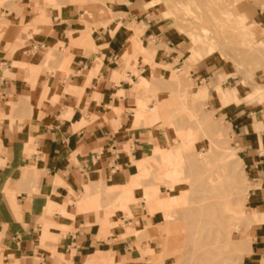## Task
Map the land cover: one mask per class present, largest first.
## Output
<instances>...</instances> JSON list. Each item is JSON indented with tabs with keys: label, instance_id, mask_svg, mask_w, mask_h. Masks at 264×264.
Wrapping results in <instances>:
<instances>
[{
	"label": "crops",
	"instance_id": "crops-1",
	"mask_svg": "<svg viewBox=\"0 0 264 264\" xmlns=\"http://www.w3.org/2000/svg\"><path fill=\"white\" fill-rule=\"evenodd\" d=\"M116 6L121 15L99 25L82 20L75 7L42 15L20 2L0 10V264H86L96 253L141 264L140 250L148 249L149 239L135 233L153 231L157 214L150 215L148 201L167 197L157 185L144 187L140 168L161 162L156 149L167 138L147 124H156L160 101L142 88L167 65L178 69L185 51L160 39V23L148 18L142 0ZM135 29L143 46L153 40L167 49L143 56L130 45ZM201 61L196 83L212 80L193 86L190 101L206 86L196 103L207 98L208 110L230 128L250 184L248 213L261 218L246 233L251 250L241 264H264V105L244 100L236 84L223 87L229 73L214 79ZM172 157L164 154L163 167ZM120 197L134 200L127 205L132 216L113 210Z\"/></svg>",
	"mask_w": 264,
	"mask_h": 264
},
{
	"label": "rangeland",
	"instance_id": "rangeland-1",
	"mask_svg": "<svg viewBox=\"0 0 264 264\" xmlns=\"http://www.w3.org/2000/svg\"><path fill=\"white\" fill-rule=\"evenodd\" d=\"M20 2L30 4L42 15L45 10L58 9L60 13L75 7L82 20L99 25L98 19L109 22L121 15L112 10L117 3L126 4L127 0H0V10L12 9ZM142 3L150 13L148 18L160 23V39L176 43L184 49L185 55L178 69L174 64L167 65L165 74L154 77L153 86L142 88L160 101L153 109L156 124L149 120L147 124L155 125L156 131L165 132L167 144L163 149H156L155 156L161 159L160 163L152 159L154 165L146 164L140 168L141 181H146L145 188L159 186V196L167 198L156 201L154 206L145 198L150 215L157 214V224L153 231L143 235L135 233L140 239H149L143 246L148 249L140 250L137 260L141 264H185V254L193 247L190 240L201 232L204 234L206 229V242L210 243L216 263L241 264L242 259L236 258V254L233 257L228 251L234 252L251 241L246 234L254 222L246 205L250 184L230 128L222 117H216L208 110L207 98L196 103L207 87H199L194 93V103L190 101V95L193 86L212 80L201 78V84H197L192 76L195 64L207 60L209 63L201 62L204 66L208 64V75L212 78L217 79V75L225 70L229 73L221 81L223 87L240 85L233 87L242 89L246 94L244 100L264 105V0H142ZM138 31L135 36L140 42L141 31ZM80 32L81 38H85V32ZM164 47L167 49L165 45H159L157 50L143 48L139 52L154 58ZM181 55L177 54V58ZM133 58L136 60V56ZM50 59L51 52L46 61ZM188 61L195 63L188 66ZM164 154L173 155V161L167 167L162 163ZM164 168H172L176 174L166 176L162 172ZM169 178L174 181L171 183ZM106 191L109 193L111 189ZM146 194L144 189L142 195L145 197ZM180 196L186 203L178 202ZM119 199L114 200L113 210L119 207L126 213L124 216H132L127 205L134 200ZM118 223L123 224L121 220ZM247 247L240 249L245 250L243 254L237 253L240 258L248 253ZM95 260L116 264L111 256L102 253L93 254L86 264H97Z\"/></svg>",
	"mask_w": 264,
	"mask_h": 264
},
{
	"label": "bare ground",
	"instance_id": "bare-ground-1",
	"mask_svg": "<svg viewBox=\"0 0 264 264\" xmlns=\"http://www.w3.org/2000/svg\"><path fill=\"white\" fill-rule=\"evenodd\" d=\"M199 1V0H198ZM202 11L204 12V9H202ZM206 13V12H205ZM178 17H180V16H178ZM205 17V16H204ZM203 17V18H204ZM186 19V18H185ZM184 19V20H185ZM181 20V19H180ZM206 20H207V18H206ZM177 22H178V18H177ZM204 23V22H203ZM135 35H137L136 33L137 32H139L137 29H135ZM133 36L132 37V35H131V39H130V45L132 46V47H134L137 51H141V50H143V48L144 49H147V50H150V51H153V50H157L158 49V46L152 41L151 43H150V46H148V47H143L141 44H140V42L139 41H137V39H136V36ZM134 49V50H135ZM193 61V60H192ZM192 61H188V66L189 65H191V64H193V63H195V62H192ZM219 95L221 96V98H222V100H223V102L224 103H226V99H225V97H224V93H223V91H222V89H220L219 88ZM171 181V180H170ZM174 180H172L171 181V183L173 182ZM176 183V182H175ZM213 186H214V184H213ZM213 186H212V188H213ZM186 203V201H184V199L180 196V198H179V200H178V202L179 203ZM215 201V200H214ZM204 202V201H203ZM215 203V202H214ZM164 204V203H163ZM178 204V203H177ZM218 205H220V204H218ZM209 206V205H208ZM210 207V206H209ZM178 208V207H177ZM186 211V210H185ZM230 212V211H229ZM187 213V212H186ZM259 217V218H258ZM254 218V217H253ZM259 219H261L260 218V215L258 216H256L255 217V220L256 221H258ZM255 220H253V221H255ZM217 224V223H216ZM197 226H199V225H197ZM207 228V227H206ZM221 228V227H220ZM208 229V228H207ZM206 229H204V234L201 232V234L200 235H195L190 241L191 242H193V247L191 248V250L190 251H188L186 254H185V257H184V262H185V264H217L216 263V259L213 257V252H212V250H211V248H210V243H208V242H206L207 241V239H206V234H205V231ZM197 231H195L194 233H196ZM230 232V231H229ZM212 233V230L211 231H209V235ZM226 234V233H225ZM229 236V235H228ZM184 239V238H183ZM189 240V239H188ZM209 244V245H208ZM228 244V243H227ZM244 244V243H243ZM246 246H248L247 247V250L246 251H248V252H250V243L248 242V244L246 245V243H245V246H241V247H239L238 249H235L234 250V252L232 251H228V252H230L229 254H233V257L235 256L234 254H236V256H238V257H236V258H239L240 260L242 259L243 260V258H242V256H241V258H240V253L242 252L240 249L243 247H246ZM229 248V247H228ZM244 250V249H243ZM243 252H245V250L243 251ZM243 252L241 253V254H243ZM180 253V252H179ZM188 253H189V255H188ZM237 253H239V254H237ZM231 254V255H232ZM181 255H183V254H181ZM183 258V257H182ZM95 263H97V264H110V263H112V261H108V260H95L94 261ZM242 262V261H241Z\"/></svg>",
	"mask_w": 264,
	"mask_h": 264
}]
</instances>
